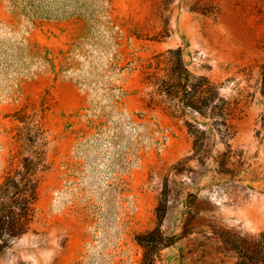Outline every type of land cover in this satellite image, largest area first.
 Returning a JSON list of instances; mask_svg holds the SVG:
<instances>
[{
  "label": "rangeland",
  "instance_id": "rangeland-1",
  "mask_svg": "<svg viewBox=\"0 0 264 264\" xmlns=\"http://www.w3.org/2000/svg\"><path fill=\"white\" fill-rule=\"evenodd\" d=\"M103 11L93 20L48 19L23 0H0L7 58H15L16 37L28 45L26 61L38 44L63 65L75 41L110 31L104 70L116 93L109 110L92 116L90 87L74 76L50 67L17 75L19 64L0 59V178L22 118L45 130L48 167L31 231L0 264H139L135 235L155 228L163 211L161 230L178 240L160 251L159 264H233L231 245L264 233V0H108ZM178 47L191 72L218 86L223 106L236 108L228 127L185 116L199 130L214 124L197 143L183 119L144 98L152 90L141 82L145 66ZM116 111L139 125L133 153L137 134L115 140L106 132L104 119Z\"/></svg>",
  "mask_w": 264,
  "mask_h": 264
},
{
  "label": "trees",
  "instance_id": "trees-1",
  "mask_svg": "<svg viewBox=\"0 0 264 264\" xmlns=\"http://www.w3.org/2000/svg\"><path fill=\"white\" fill-rule=\"evenodd\" d=\"M23 3L26 11L48 19L80 17L93 20L108 6V0H23ZM96 24L101 28L99 21H96ZM109 32L107 30V34L102 36V39L86 35L75 41L63 65L56 62L49 47L38 44H34L32 50H29V60L26 61L28 45L25 39L18 41L16 37H11L12 48L16 50L15 58H7V54L1 53L0 59L19 64L17 75L33 77L50 67L54 73L62 71L64 74L74 76L81 86L90 87L92 104L89 110L94 116L98 110H101V113L109 110L113 106L112 101L116 94L107 86L105 80L107 71L104 70V63L112 50L107 36ZM5 50L9 51L11 47L5 46ZM165 59L168 65L162 67L161 63ZM141 82L147 87H152V90L147 92V98L144 97L147 106L161 107L170 115L183 119L194 143L203 139L204 135L212 134L215 127L213 123H209L208 130H199L191 120L184 119L185 116L195 119L194 113L197 112L206 119L218 117L221 118V124L228 127L229 118L235 115L236 108L231 106L230 102L228 107L223 106L227 102L219 96L218 86L214 82L206 76L195 75L189 70L184 62L181 47L169 49L167 55H156L155 62H149L145 66ZM216 100L222 104L212 105ZM19 121L22 126L14 136L16 149L10 156L9 168L0 178V256L16 239L31 231L39 199L40 173L48 169L45 130L33 125L32 120L28 118ZM104 122L107 126L106 132H109L115 140L128 134L138 133V123L123 111L108 115ZM196 122L200 123V121ZM218 123L215 122L217 125ZM102 131L98 124L96 135H100ZM140 140L141 136L137 134L132 153L141 144ZM163 217L164 211L159 214L158 225L155 228L135 235V240L143 249L139 264H159L160 251L177 242V236L165 235L161 230ZM227 243L230 244V241ZM240 244L242 248L235 244L231 245V249L237 254L233 264H264V233L242 238Z\"/></svg>",
  "mask_w": 264,
  "mask_h": 264
},
{
  "label": "crops",
  "instance_id": "crops-1",
  "mask_svg": "<svg viewBox=\"0 0 264 264\" xmlns=\"http://www.w3.org/2000/svg\"><path fill=\"white\" fill-rule=\"evenodd\" d=\"M209 200H210L211 202H213V201H212L213 199H209Z\"/></svg>",
  "mask_w": 264,
  "mask_h": 264
}]
</instances>
